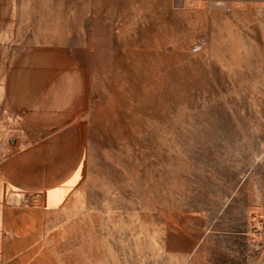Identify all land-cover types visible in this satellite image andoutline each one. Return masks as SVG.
<instances>
[{"label":"rangeland","instance_id":"374dc122","mask_svg":"<svg viewBox=\"0 0 264 264\" xmlns=\"http://www.w3.org/2000/svg\"><path fill=\"white\" fill-rule=\"evenodd\" d=\"M27 8L91 77L59 264H264V0Z\"/></svg>","mask_w":264,"mask_h":264},{"label":"crops","instance_id":"0c3cea01","mask_svg":"<svg viewBox=\"0 0 264 264\" xmlns=\"http://www.w3.org/2000/svg\"><path fill=\"white\" fill-rule=\"evenodd\" d=\"M27 5L0 0V264H59L74 244V225L59 216L67 220L85 194L79 127L91 77L56 38V19ZM31 192L44 205H30Z\"/></svg>","mask_w":264,"mask_h":264},{"label":"built area","instance_id":"2783aa9c","mask_svg":"<svg viewBox=\"0 0 264 264\" xmlns=\"http://www.w3.org/2000/svg\"><path fill=\"white\" fill-rule=\"evenodd\" d=\"M31 202L34 203V204H38L40 202V197L39 196H33L31 198Z\"/></svg>","mask_w":264,"mask_h":264}]
</instances>
